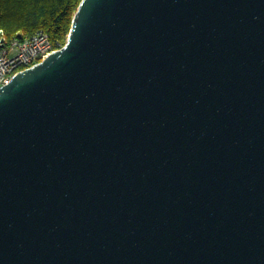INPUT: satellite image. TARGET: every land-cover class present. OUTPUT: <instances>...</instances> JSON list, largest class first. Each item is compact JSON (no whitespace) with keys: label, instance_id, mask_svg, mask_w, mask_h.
<instances>
[{"label":"water","instance_id":"95a60500","mask_svg":"<svg viewBox=\"0 0 264 264\" xmlns=\"http://www.w3.org/2000/svg\"><path fill=\"white\" fill-rule=\"evenodd\" d=\"M0 264H264V0H83L0 89Z\"/></svg>","mask_w":264,"mask_h":264},{"label":"trees","instance_id":"16d2710c","mask_svg":"<svg viewBox=\"0 0 264 264\" xmlns=\"http://www.w3.org/2000/svg\"><path fill=\"white\" fill-rule=\"evenodd\" d=\"M83 0H0V31L7 40L47 33L55 48L62 49L71 33Z\"/></svg>","mask_w":264,"mask_h":264},{"label":"built area","instance_id":"2783aa9c","mask_svg":"<svg viewBox=\"0 0 264 264\" xmlns=\"http://www.w3.org/2000/svg\"><path fill=\"white\" fill-rule=\"evenodd\" d=\"M60 49L55 48L49 35L43 31L25 39L7 40L0 31V89L15 76L45 61Z\"/></svg>","mask_w":264,"mask_h":264}]
</instances>
